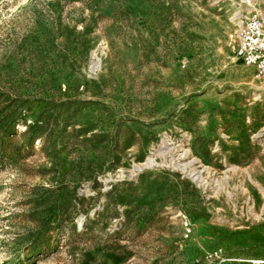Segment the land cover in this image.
<instances>
[{"label": "rangeland", "instance_id": "1", "mask_svg": "<svg viewBox=\"0 0 264 264\" xmlns=\"http://www.w3.org/2000/svg\"><path fill=\"white\" fill-rule=\"evenodd\" d=\"M264 0H0V264H264Z\"/></svg>", "mask_w": 264, "mask_h": 264}, {"label": "built area", "instance_id": "2", "mask_svg": "<svg viewBox=\"0 0 264 264\" xmlns=\"http://www.w3.org/2000/svg\"><path fill=\"white\" fill-rule=\"evenodd\" d=\"M230 37L236 56L264 83V12L258 8L236 12Z\"/></svg>", "mask_w": 264, "mask_h": 264}]
</instances>
